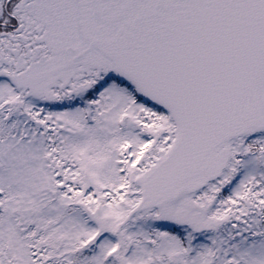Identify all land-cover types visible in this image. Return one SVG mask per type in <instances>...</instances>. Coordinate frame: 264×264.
<instances>
[{
	"label": "snow or ice",
	"instance_id": "6c2138e0",
	"mask_svg": "<svg viewBox=\"0 0 264 264\" xmlns=\"http://www.w3.org/2000/svg\"><path fill=\"white\" fill-rule=\"evenodd\" d=\"M0 264H264V0H0Z\"/></svg>",
	"mask_w": 264,
	"mask_h": 264
}]
</instances>
